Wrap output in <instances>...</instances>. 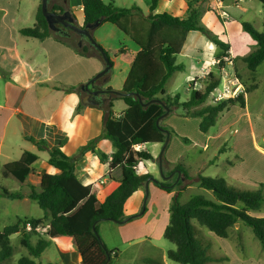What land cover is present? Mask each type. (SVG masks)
<instances>
[{
	"label": "trees",
	"instance_id": "obj_1",
	"mask_svg": "<svg viewBox=\"0 0 264 264\" xmlns=\"http://www.w3.org/2000/svg\"><path fill=\"white\" fill-rule=\"evenodd\" d=\"M160 1L151 0L150 14L145 16L137 5L120 8L114 1L106 3L104 0H81L84 16L82 26L98 20L101 24L111 23L138 48L121 90L107 88L110 101L104 109L103 137L112 143L115 151L108 157L100 150H94L92 147L98 138L89 141L84 147L92 148L102 162L109 160L110 171L121 168L122 177L119 186L101 202L90 186L83 185L78 180L75 157L67 156L60 149L49 152L48 165L59 172H43L39 186L29 185L30 192L27 196L22 192H11L1 187L0 195L17 200L27 197L45 214L42 218H18L14 224L0 231V264L12 257L11 237L16 234L21 235V243L29 254L22 257L19 264H37L35 259L41 257L51 245V239L63 236L72 239L80 253L81 264H112L113 257H118L117 251L109 250L105 245L99 235L98 225L102 221L122 224L137 217L126 216L124 206L127 200L152 178L147 172L138 174V164L154 158L149 152L136 150L135 147L146 143L166 142L167 132L170 130L162 121L167 108L170 109L169 114L176 108H183L186 110V116L202 118L200 128L206 132L216 125L221 113L235 105L245 107L243 97L206 104L210 92L219 81L214 72L204 79V91L192 88L191 97L186 102H181L178 95L172 97L166 93L170 79L176 73L185 71V65L179 64L177 57L182 53L189 34L205 30L200 25L203 12L200 0H185L188 6L185 17L170 12L155 13ZM257 1L264 6V0ZM50 10L63 11L60 6ZM242 27L257 45L256 49L243 59L247 68L255 72L264 62V32H259L247 22H243ZM21 34L40 40L52 35L61 36L50 29L41 5L34 27L22 29ZM86 40L90 48L103 60L99 51ZM216 44L220 48L217 56L230 49L228 43L216 41ZM82 51L88 53L89 48L84 47ZM120 53H124V50L121 49ZM135 94L139 95L142 102ZM155 99L158 101L144 105ZM117 100H123L127 106L120 117H117L113 110ZM28 139L37 145L38 150H46L47 143L44 140L37 141L32 137ZM39 158L37 153L26 151L19 160L4 165V174L25 183L33 172L32 165ZM158 185L165 187L163 183ZM199 187L211 192L213 198L204 194L196 195L182 203L180 192L172 197L170 220L163 233V238L175 245L174 249L167 252L168 260L179 264H209L228 260L223 256L209 255V245L203 246L198 236L202 235L207 240L209 237L193 226V220L221 239H228L231 228L242 222L252 229L264 248V217H254L250 214L264 207L263 185L258 191L248 192L231 187L224 178L199 177ZM165 188L167 192L173 190L170 187ZM27 223L31 224L32 232L27 231ZM38 227L43 230V234H37ZM31 234L39 236L36 242L31 240ZM144 261L146 264H165L164 261L150 258Z\"/></svg>",
	"mask_w": 264,
	"mask_h": 264
},
{
	"label": "crops",
	"instance_id": "obj_2",
	"mask_svg": "<svg viewBox=\"0 0 264 264\" xmlns=\"http://www.w3.org/2000/svg\"><path fill=\"white\" fill-rule=\"evenodd\" d=\"M203 1L209 3V0H200L199 4L201 5ZM241 1L231 0V5H226L227 0H224V4L226 8L235 7L239 8L242 13L248 12L249 7L240 6ZM164 3L166 4L164 8H167L168 11L159 12L160 7L165 5ZM40 5L41 0H0V71H2L0 72V165L4 169V165L19 160L26 151L37 153L40 157L42 152L49 154L53 150L60 149L67 156L77 159L76 176L78 180L83 185L90 186L92 192L103 202L119 186L122 177L121 168L110 171L109 160L102 162L92 150V148L100 150L108 157L115 151L112 143L103 137L104 109L108 106L110 97L105 93L102 94L103 99L99 104H87L84 102V100H87V92L82 87L104 69L105 63L92 48H89L87 56L80 55L76 52V48H72V45L62 38L63 35H52L44 40L22 35V29L34 27ZM48 5L49 9L60 6L63 9L62 12L70 11L73 16H76L78 22L83 24L82 4L77 9L75 5H72V0H49ZM187 10L188 6L185 0H161L155 13L170 12L176 16L185 17ZM56 12L62 13L59 10H56ZM209 14L217 16L214 11ZM258 14L261 15L264 26V6L262 3ZM223 26L225 30V23H223ZM223 42L230 45L233 57L236 59L234 71L247 86L248 95L245 98V107L235 105L230 110L221 113L217 118L216 125L206 132H203L200 128L202 119L199 117L198 127L201 135L200 140L196 143L189 137H185L186 135H180L179 133L176 134L175 139L180 137L184 141H189L191 143L189 149L192 147L199 148L201 149L200 152L203 153L211 148L212 141H219L231 134L235 138L233 146L230 147L224 144L226 147L225 149L222 148L221 151L230 152L235 154L236 157L233 161L225 163V174L228 180L224 179L228 184L234 179L237 183L247 185L251 181L248 174L242 172V169L247 166L249 158L248 155L245 158L238 152L242 147L236 138H238L242 129H240L241 127L234 128V126L247 117L246 125L250 129L251 149L255 151V155L259 158L257 162L263 168L264 130H262L261 123H264V99L263 96L257 95L255 92L264 83L261 77L247 76L242 73L237 67V58L230 42L228 40ZM121 49L124 50V53H120ZM137 51L138 48L131 43L125 48L115 49L117 54L127 58L129 70ZM215 59L212 56L203 60V66L195 78L199 81H194L191 88L195 89L198 86L203 88V85L205 86L204 72L214 71L217 74V67L212 66ZM111 61L114 66L117 56L115 55V59H111ZM261 65L258 69L261 68ZM258 69L253 73H257ZM109 81L110 75L108 73L96 80L93 85H90V88L93 90L114 88L108 84ZM117 102V106L114 103L113 110L117 116H121L127 106L123 100H117ZM209 104L212 103L209 102ZM177 109L179 108L174 109L173 112ZM185 113L186 110L184 109L182 115H184L183 121L185 124H191L195 121L193 119H197L186 116ZM178 119L180 117L172 116L168 118V121L173 122ZM162 123L165 126L167 124L163 121ZM256 123L259 124V129L256 127ZM167 128L170 131L169 141L165 148L164 143H146L138 146L137 150L149 152L154 159L140 162L136 168L137 173L147 172L152 175L154 180L146 182L127 200L124 206L126 216L137 217L122 224L113 221H102L98 225L99 232L104 240L110 238L111 235L116 237L117 244L113 245L114 248L119 243L140 241V238L150 239L152 232H154V229H152L154 225L156 226L155 234L158 237L163 236L170 220V206L173 195L191 188L192 184L186 185L185 183L191 181L187 179L182 166H175L176 162H180L179 160L183 157L182 155H176L171 147L174 139L172 136L176 131ZM10 134H18L17 139H13ZM30 137L35 138L37 141L44 140L47 143L46 150H38L37 145L28 139ZM96 138H98V141L94 143L91 149L84 148L89 141ZM170 141H172L171 144ZM15 156L18 157L13 159ZM40 159L41 157L32 165L33 172L24 183L27 185L26 192H22L25 196L30 192L29 185L39 186L41 174L44 170L48 173L59 172L48 165L49 157L42 161ZM215 162L214 160L209 163L214 164ZM39 163L40 166L36 168L35 165ZM245 172L247 171L245 170ZM171 173L173 175L170 178L164 177V175H170ZM178 176V182L172 184L171 182ZM199 177L193 179L196 180L194 184L198 187ZM255 182H264V177H257ZM158 183H163L165 187H170L173 190L167 192L166 188L160 187ZM179 183L181 184L178 185ZM177 187L180 188L177 189ZM206 192L208 193V191ZM22 200L29 199L24 197ZM250 214L264 217L262 209L253 211ZM18 218L20 217H16L14 223ZM232 231H235L238 236L244 234L240 222L231 228L228 240H230ZM16 235L21 236L20 234ZM31 240L33 242L37 241L32 238ZM228 245L234 258L231 264H264L263 255H261L263 258L258 259L251 256L244 257L235 245L230 243ZM52 247H55L59 253L57 264H81L80 253L70 237L52 238L51 245L44 252ZM168 251L163 257L165 264H168ZM47 262L45 264H52L49 263L52 261Z\"/></svg>",
	"mask_w": 264,
	"mask_h": 264
},
{
	"label": "rangeland",
	"instance_id": "obj_3",
	"mask_svg": "<svg viewBox=\"0 0 264 264\" xmlns=\"http://www.w3.org/2000/svg\"><path fill=\"white\" fill-rule=\"evenodd\" d=\"M104 1L106 3L114 1L115 5L120 8H131L133 5H137L141 8L145 16L150 14L151 0ZM81 4V0H72V5H75L77 9L81 6ZM227 4L231 5V0H227L226 5ZM165 6L166 4L162 5L159 9V12L166 11L167 8H164ZM201 6L203 8V12L200 18V25L204 28L205 32L196 31L189 34L182 53L177 57V62L179 64L185 65V71L176 73L170 79L165 89L166 93L172 97L178 95L181 102H186L190 99L192 93L191 86L194 85V79L203 66V60L207 57L212 56L216 58V55H218V53L220 52V48L217 46L216 41L223 42L228 40L234 50V54L236 55L238 69L242 73H245L247 76L255 75L257 77H261L262 82L264 83V63H262L261 65L262 69L259 68L257 73H253L246 67L243 60L244 57L248 56L256 49L257 45L251 35H249L243 29L242 23H250L259 32H264L263 21L261 15L258 14V10L261 8V3L257 0H242L240 6L249 7L248 12L246 13H242L239 8L227 7L226 11L229 14L230 18L226 22H223L214 14H209L210 12H213V10L208 2H203ZM223 23H225L226 26L225 30ZM93 37L96 42L104 48L111 59L114 60L115 55L117 56V61L114 63V66L109 73L110 81L108 82V84L114 87L115 90L119 91V89L122 88L123 81L126 79L129 72V63L127 61V58L121 56V54H117L115 52V49L125 48L126 46H129L130 43L133 45V43L126 35H124L116 26L111 23L101 24L93 32ZM62 38L70 43L72 45V48H76V52H78L80 55L87 56V53H84L82 49L84 47L90 48V45L86 39H83L81 41L80 35L78 33L71 31L69 37ZM234 61H236V59H234ZM204 88V85L203 88L199 86L195 87V89L199 91H204ZM255 93L257 95L263 96L264 99V85L261 84L258 91H256ZM209 102L211 101L208 98L206 104H209ZM117 104L118 102L116 101L115 106H117ZM183 111L184 109L182 108L175 110L171 115L164 119L163 122H167L166 126L169 127L172 131H176L172 136V138H174L172 140L173 143L172 141H170V144L172 143L171 147L173 152H175L176 155H182L183 157L181 159L179 158L180 162L177 161L178 163L176 162L175 166H182L184 172L187 175V179L191 181L185 182L186 185L192 184L190 189H184L181 191L180 201L182 203H185L196 195L204 194L208 197H212L211 192L208 191L207 193L203 189L196 186V184H194L196 180L193 179H197L200 176L219 178L223 177L228 180L227 175L225 174V163L227 161H233L236 155L231 154L227 151H221L222 148L225 149L226 147V145L224 144H227L230 147L233 146L235 138L231 134L227 135L223 139H220L219 141H212L211 148L203 153L200 152L201 149L199 148L192 147L191 149H189V146H191V143L189 141H184L180 137L175 139V137H177L176 134L179 133L180 135H186L185 137H189V139H191L195 143L200 140L201 132L198 127V120H200V118L192 117L197 119H193L195 121H193V123L191 124H185L183 121L184 115H182ZM172 116H178L180 117V119L173 122L168 121V118ZM246 119L247 117L239 123V127V124H236L234 128L241 127L240 129H242V132L239 134L236 140L239 142V144H241L242 147V149H240V151L238 152L245 156V158L248 155L249 161L247 163V166L244 167L247 172H245L244 169H242V172L248 174L251 183L244 185L242 183H237L233 179L229 182V185L237 190L255 192L260 189L261 185L264 186V184H262L264 182H255V180H257V177H264V167L261 168L259 162H257L259 158L255 155V151L251 149L252 144L250 142V129L247 128ZM255 125L258 129L260 128L258 123H256ZM261 127L262 130H264V123H261ZM10 136H12L13 139H17L18 134H10ZM151 149L153 148L151 147ZM160 153L162 154L163 152L161 151ZM40 155L41 161L46 160L47 157H49V154L47 152H42ZM17 157L18 156H15V158L13 159H16ZM214 160L216 161L214 164L209 163ZM38 166H40V163L35 165L36 168ZM172 175L173 173L166 176L164 175V177L170 178ZM178 178L179 176L171 183H177ZM168 181L170 180L168 179ZM1 187H4L11 192H26L27 189V185L20 182L15 177L5 176L4 169L0 165V193ZM179 188L177 187V189ZM262 191L264 193V187ZM262 212H264V208H262ZM44 214L45 212L35 202L29 200L9 199L3 195H0V231H2L6 226L12 225L16 217L42 218ZM252 216L260 217L253 214ZM240 223L244 230V234L242 236H238L235 231H232L230 240H228L221 239L215 236L206 228L200 226L196 220L192 221V224L196 229H198L203 235L209 236V240H207L205 237L203 238L202 235L198 236L199 242L203 246L209 245V255L223 256L228 258V260L220 263L210 262L209 264H231L234 258L232 256V250L228 245L229 243L235 245L237 249L241 251L240 254L244 255V257L251 256L258 259L262 257L261 255L264 256V248L262 247V244L259 242V240L255 237L252 229L246 226L244 223ZM155 227V225L152 227V229H154V232H152L153 234L150 236V239L140 238V241L125 244L119 243L117 246H115V248L113 245L117 244L116 237L111 235L110 238H106V240H104L103 236L99 232L100 237L103 239L105 245L109 248V250H115L118 253L117 258L113 257L112 264H146L144 260L147 258L163 261V257L165 256L166 251L174 249L175 245L164 239L163 236L158 237L155 234ZM37 232L38 235H41L40 233H42L43 230L40 229ZM38 235L31 234V238L37 240L39 238ZM21 239L22 237L18 235H13L11 237L13 255L11 258L5 260L3 264H19V260L22 257H27L29 255L27 249L21 243ZM57 257H59V253L56 251L55 247H52L51 249L44 252L41 257L36 258L35 262L37 264H45L48 263L47 261H52L49 263L57 264ZM167 262L168 264H179L168 259Z\"/></svg>",
	"mask_w": 264,
	"mask_h": 264
},
{
	"label": "built area",
	"instance_id": "obj_4",
	"mask_svg": "<svg viewBox=\"0 0 264 264\" xmlns=\"http://www.w3.org/2000/svg\"><path fill=\"white\" fill-rule=\"evenodd\" d=\"M240 1V0H237ZM209 4L216 15L223 21L229 20L230 16L226 11V6L224 0H209ZM223 54V55H222ZM221 56H217L215 61H213L212 66L217 67V74L214 71L204 72L203 77L214 72L217 76L218 84L210 92L209 99L212 104H216L227 100H237L243 97L247 98L248 89L243 80L234 71V57L232 50L222 53ZM117 117H120L117 116ZM138 149V146L135 147ZM26 229L28 232H32L31 224L27 223ZM41 228L38 227L37 231Z\"/></svg>",
	"mask_w": 264,
	"mask_h": 264
},
{
	"label": "water",
	"instance_id": "obj_5",
	"mask_svg": "<svg viewBox=\"0 0 264 264\" xmlns=\"http://www.w3.org/2000/svg\"><path fill=\"white\" fill-rule=\"evenodd\" d=\"M48 2H49V0H41V8H42V12H43L44 17L48 21L50 29L52 31H56L55 24H62L63 26L71 29L72 31H74L76 33H78L82 37L81 41L84 38L88 39L90 41L91 45L94 46L99 51V53L101 54V56L104 60V63H105L104 69L101 72H99L94 78H92V80L90 82L86 83L82 87L88 93V96L86 98L87 100L86 101L84 100V102H86L87 104H91V105H97V104H99V102H98V100H96V97L99 95L108 93L109 91L108 90H102V89L93 90L90 88V85H93L96 80H98L99 78L110 73V71L113 67V64L111 62L109 55L106 53L104 48L96 42V40L93 37V32L101 25V21H99V20L95 21L94 23L88 24L85 27L77 26L74 23V20L77 18H76V16H73V14L70 11L67 10V11H64L62 13L56 12V11H51L49 9ZM135 95L142 102V99L139 97V95L138 94H135ZM91 97H93V98H91ZM157 101L158 100L155 99V100H152L148 103H145L144 105L147 106L150 103L157 102ZM169 112H170V109L167 108V111L163 117H166L169 114ZM159 122H160V119L158 120V123ZM167 134H168V137H167L166 142L164 143V148L167 146L168 141H169V133L167 132ZM151 180H154V179L153 178L149 179V181H151Z\"/></svg>",
	"mask_w": 264,
	"mask_h": 264
},
{
	"label": "flooded vegetation",
	"instance_id": "obj_6",
	"mask_svg": "<svg viewBox=\"0 0 264 264\" xmlns=\"http://www.w3.org/2000/svg\"><path fill=\"white\" fill-rule=\"evenodd\" d=\"M74 23H75L77 26L84 27V26H82V24H80V23L78 22L77 19L74 20ZM55 29H56V31H54V32H56V33H58V34H60V35H63L64 37H67L68 35H70V32L72 31L71 29H69V28L63 26L62 24H55ZM80 38H82L81 35H80ZM84 39H86V38H84ZM87 96H88V93H87ZM102 96H103V95H99V96H97V97H96V100H98V102H101V100L103 99ZM91 98H93V97H91Z\"/></svg>",
	"mask_w": 264,
	"mask_h": 264
}]
</instances>
